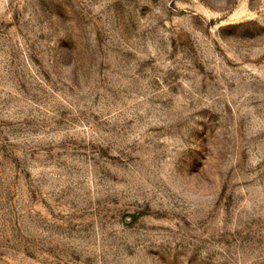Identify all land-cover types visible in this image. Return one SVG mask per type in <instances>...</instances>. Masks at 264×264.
Masks as SVG:
<instances>
[{
    "label": "rangeland",
    "instance_id": "obj_1",
    "mask_svg": "<svg viewBox=\"0 0 264 264\" xmlns=\"http://www.w3.org/2000/svg\"><path fill=\"white\" fill-rule=\"evenodd\" d=\"M0 264H264V0H0Z\"/></svg>",
    "mask_w": 264,
    "mask_h": 264
}]
</instances>
